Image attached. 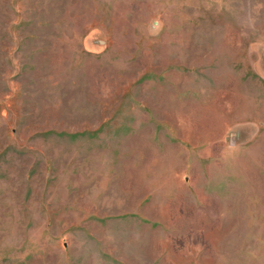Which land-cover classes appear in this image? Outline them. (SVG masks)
<instances>
[{
  "label": "rangeland",
  "instance_id": "obj_1",
  "mask_svg": "<svg viewBox=\"0 0 264 264\" xmlns=\"http://www.w3.org/2000/svg\"><path fill=\"white\" fill-rule=\"evenodd\" d=\"M0 264H264V0H0Z\"/></svg>",
  "mask_w": 264,
  "mask_h": 264
}]
</instances>
